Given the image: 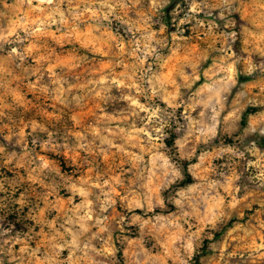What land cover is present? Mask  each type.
<instances>
[{
	"label": "rangeland",
	"instance_id": "obj_1",
	"mask_svg": "<svg viewBox=\"0 0 264 264\" xmlns=\"http://www.w3.org/2000/svg\"><path fill=\"white\" fill-rule=\"evenodd\" d=\"M203 249L264 264V0H0V264Z\"/></svg>",
	"mask_w": 264,
	"mask_h": 264
},
{
	"label": "trees",
	"instance_id": "obj_2",
	"mask_svg": "<svg viewBox=\"0 0 264 264\" xmlns=\"http://www.w3.org/2000/svg\"><path fill=\"white\" fill-rule=\"evenodd\" d=\"M258 110H259V109H258L257 107H251V108H248V109L245 111L244 115H243V120H242V121H243V124L246 123V121H247V119H248V117H249L250 115L257 113ZM181 164H182V167H183V170H184V173H185V179H184V181L181 183L180 186H186V185H189V184L193 183V177H192V175H191V174L189 173V171H188V163H187V161H181ZM172 208H174V206L171 207V209H170L171 211L173 210ZM171 211H168V212H171ZM158 213H163V211L160 210V209H156L154 212L149 213V214H158ZM230 224H231V223H230ZM221 234H222V233H217V234H216V237L220 236ZM208 242H209V240H206V241H205V245H204V247L207 246ZM203 254H204V249L202 250L201 253H199V254H197V255L195 256V264H201V258H202V255H203Z\"/></svg>",
	"mask_w": 264,
	"mask_h": 264
}]
</instances>
